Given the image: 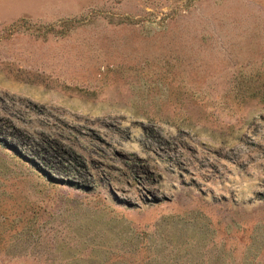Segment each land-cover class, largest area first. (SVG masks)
Segmentation results:
<instances>
[{"label": "rangeland", "instance_id": "obj_1", "mask_svg": "<svg viewBox=\"0 0 264 264\" xmlns=\"http://www.w3.org/2000/svg\"><path fill=\"white\" fill-rule=\"evenodd\" d=\"M0 264H264V0H0Z\"/></svg>", "mask_w": 264, "mask_h": 264}, {"label": "bare ground", "instance_id": "obj_2", "mask_svg": "<svg viewBox=\"0 0 264 264\" xmlns=\"http://www.w3.org/2000/svg\"><path fill=\"white\" fill-rule=\"evenodd\" d=\"M15 110V109H14ZM14 112V111H13ZM14 114V113H13ZM21 116V115H20ZM10 120V119H9ZM102 120V119H101ZM107 122V121H106ZM111 122V121H110ZM108 123V122H107ZM111 124V123H110ZM7 125V124H6ZM8 125H10V124H8ZM14 126V125H13ZM15 127V126H14ZM19 129V128H18ZM16 130V129H15ZM12 131V130H11ZM17 132V131H16ZM21 133V132H20ZM151 134V133H150ZM22 135H23V133H22ZM25 139V138H24ZM27 140V139H26ZM34 142V141H33ZM57 143V142H56ZM39 144V143H38ZM45 144H47L49 147H51V146H55L54 144H51V143H45ZM155 144V143H154ZM159 144V143H158ZM41 145V144H40ZM58 145V144H57ZM61 145V144H60ZM62 147V146H61ZM42 148V147H41ZM46 148V147H45ZM48 150V149H47ZM54 150V149H53ZM47 152V151H46ZM59 152V151H58ZM51 155V154H50ZM222 155V154H221ZM65 156V155H64ZM66 157V156H65Z\"/></svg>", "mask_w": 264, "mask_h": 264}]
</instances>
